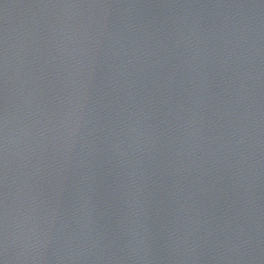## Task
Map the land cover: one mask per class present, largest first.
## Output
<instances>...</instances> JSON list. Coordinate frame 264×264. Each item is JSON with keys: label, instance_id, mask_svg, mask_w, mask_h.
<instances>
[{"label": "water", "instance_id": "water-1", "mask_svg": "<svg viewBox=\"0 0 264 264\" xmlns=\"http://www.w3.org/2000/svg\"><path fill=\"white\" fill-rule=\"evenodd\" d=\"M0 264H264V134L0 44Z\"/></svg>", "mask_w": 264, "mask_h": 264}]
</instances>
